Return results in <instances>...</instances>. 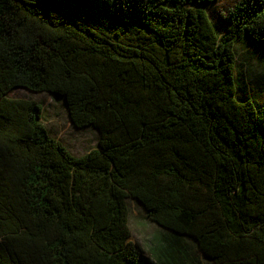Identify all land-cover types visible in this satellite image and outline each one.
<instances>
[{"label": "trees", "instance_id": "16d2710c", "mask_svg": "<svg viewBox=\"0 0 264 264\" xmlns=\"http://www.w3.org/2000/svg\"><path fill=\"white\" fill-rule=\"evenodd\" d=\"M0 0V264H264V0ZM97 148L68 151L34 100Z\"/></svg>", "mask_w": 264, "mask_h": 264}, {"label": "rangeland", "instance_id": "374dc122", "mask_svg": "<svg viewBox=\"0 0 264 264\" xmlns=\"http://www.w3.org/2000/svg\"><path fill=\"white\" fill-rule=\"evenodd\" d=\"M238 0H215L214 3L201 8L209 17L217 20L221 13L226 12ZM10 97L34 100L43 109V122L53 136L75 157H81L97 148V133L91 129H75L60 102L46 93H32L24 89H15ZM128 228L129 242L135 248H141L150 264H157L155 253L162 248L163 231L155 224L146 220L133 203L130 204ZM204 264V263H203Z\"/></svg>", "mask_w": 264, "mask_h": 264}]
</instances>
